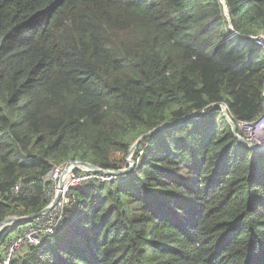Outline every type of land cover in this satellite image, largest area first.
I'll use <instances>...</instances> for the list:
<instances>
[{
  "label": "trees",
  "instance_id": "obj_1",
  "mask_svg": "<svg viewBox=\"0 0 264 264\" xmlns=\"http://www.w3.org/2000/svg\"><path fill=\"white\" fill-rule=\"evenodd\" d=\"M262 33L264 0H0V223L46 208L55 168L124 169L198 113L129 174L72 187L11 264H264V154L213 110L262 114Z\"/></svg>",
  "mask_w": 264,
  "mask_h": 264
},
{
  "label": "built area",
  "instance_id": "obj_2",
  "mask_svg": "<svg viewBox=\"0 0 264 264\" xmlns=\"http://www.w3.org/2000/svg\"><path fill=\"white\" fill-rule=\"evenodd\" d=\"M256 43L264 50V33L260 37L256 38ZM239 128L244 133V137L247 142L264 147V110L260 117L252 122H239ZM63 172V168H55L46 178L54 183L53 187L49 191L48 206L52 204L57 193L61 191V198L59 201L48 213L34 219L31 222V225L27 226L23 231L18 233L13 240L0 250V264H11L16 252L21 248V246H23V244H36L40 237L54 233L56 227L63 218L64 209L72 202V198L69 195L72 187L94 179H98L100 181H109L110 179H113L109 176H106L105 178L104 175H100L97 172L81 170L79 174H75L74 172L73 178L70 182L63 186L60 190L59 180L63 176ZM19 190L20 186L18 185L15 188V191Z\"/></svg>",
  "mask_w": 264,
  "mask_h": 264
},
{
  "label": "water",
  "instance_id": "obj_3",
  "mask_svg": "<svg viewBox=\"0 0 264 264\" xmlns=\"http://www.w3.org/2000/svg\"><path fill=\"white\" fill-rule=\"evenodd\" d=\"M222 2L225 4V0H222ZM225 10H227L226 5H225ZM226 16L228 17L227 11H226ZM213 110H219V111L222 112V114L224 115L225 119L231 125L232 131H233L235 137L239 140V142L243 143L245 146H247L248 148H250L254 152H257L259 154H264V147H260V146H257L256 144L249 143V142L246 141L245 138H243L242 136H240L238 134V127L231 120L230 115H229V113L227 111V108L224 105L215 106L213 108ZM197 115H198V113H193V114H191V115H189L187 117H184V118H182V119H180L178 121H175V122L170 123V124L163 125L161 127H158L156 129H154V130L142 135L135 142V144L132 146V148L130 149L128 157L126 158V161L128 163V167L125 168V169L116 170V171H113V170H100L96 166H94V165H92L90 163H87V162L69 161V162H67L64 165L65 168H64L63 176L66 175L71 170V168L85 169L87 171H92V172H100V173H103L106 176H112V177H114V179L119 177V176H125V175L129 174L130 172H132V170L135 168L136 162L133 160V155H134V152L136 151L137 147L140 145V143L144 139H146L148 136H151V135H153L155 133L163 131V130H165L168 127L180 124L181 122H183L185 120H188V119H190L192 117H195ZM63 186H64V181H63V179H61L59 181L60 190L63 188ZM60 198H61V191H59L57 193V195H56L55 199L53 200L52 204L47 206L46 208H44L41 212L33 214V215H30V216H26V217H16V216H14V217L7 218L4 222L0 223V233L2 231H4L5 229L9 228V227L18 226V225H21V224H24V223H27V222H31L34 219L38 218L39 216H41V215H43L45 213H48L56 205V203L59 201Z\"/></svg>",
  "mask_w": 264,
  "mask_h": 264
},
{
  "label": "rangeland",
  "instance_id": "obj_4",
  "mask_svg": "<svg viewBox=\"0 0 264 264\" xmlns=\"http://www.w3.org/2000/svg\"><path fill=\"white\" fill-rule=\"evenodd\" d=\"M135 144V143H134ZM141 144V143H140ZM130 152V151H129ZM136 152V151H135ZM135 152H134V154H135ZM141 154H142V152H141ZM133 160H134V155H133ZM135 161V160H134ZM136 162V166H137V163L139 162V160H137V161H135ZM135 166V167H136ZM61 168H65V166H63V167H61ZM98 168V167H97ZM127 168V167H126ZM100 170H104V169H101V168H99ZM125 169V168H124ZM73 173H74V169L73 168H71V170L66 174V175H64V176H62L61 178H60V180L61 179H63V181H64V186L65 185H67L69 182H70V180L73 178ZM49 175V174H48ZM47 175V176H48ZM105 178H106V176H104ZM109 177H112V176H109ZM113 179H110L109 181H112V180H114V177H112ZM116 179V178H115ZM59 180V181H60Z\"/></svg>",
  "mask_w": 264,
  "mask_h": 264
},
{
  "label": "clouds",
  "instance_id": "obj_5",
  "mask_svg": "<svg viewBox=\"0 0 264 264\" xmlns=\"http://www.w3.org/2000/svg\"><path fill=\"white\" fill-rule=\"evenodd\" d=\"M262 34H263V33H262ZM262 34H261V35H262ZM261 35H260V36H261ZM260 36H259V37H260ZM255 40H256V38H255ZM263 110H264V108H263ZM230 118H231V117H230ZM231 120H232V119H231ZM232 121H233V120H232ZM236 126L238 127V130H240V128H239V123H238V125H236ZM238 134H239V133H238ZM239 135H240V134H239ZM240 136H242L243 138H245V137H244V133H243V135H240ZM73 169H74V172H75V170L78 169V168H73ZM79 170L81 171V170H85V169H79ZM90 172H92V171H90ZM97 173H100V172H97ZM102 174H103V173H102ZM103 175H104V174H103ZM104 176H106V175H104ZM47 206H48V205H47ZM13 227H17V226H13Z\"/></svg>",
  "mask_w": 264,
  "mask_h": 264
}]
</instances>
